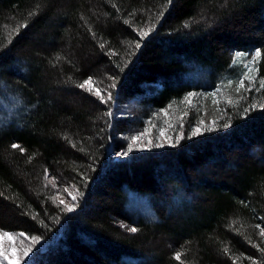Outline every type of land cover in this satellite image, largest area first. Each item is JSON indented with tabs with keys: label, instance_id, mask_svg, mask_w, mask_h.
<instances>
[{
	"label": "trees",
	"instance_id": "1",
	"mask_svg": "<svg viewBox=\"0 0 264 264\" xmlns=\"http://www.w3.org/2000/svg\"><path fill=\"white\" fill-rule=\"evenodd\" d=\"M261 80L264 0H0V232L24 264H264Z\"/></svg>",
	"mask_w": 264,
	"mask_h": 264
},
{
	"label": "snow or ice",
	"instance_id": "2",
	"mask_svg": "<svg viewBox=\"0 0 264 264\" xmlns=\"http://www.w3.org/2000/svg\"><path fill=\"white\" fill-rule=\"evenodd\" d=\"M169 2H170V0H169ZM186 26H187V25H186ZM145 35H146V33H145ZM101 47H103V45H101ZM137 47H139V45H137ZM244 55H245V54H244V53H241V52H237V53H236V56H237L238 58H239V57H243ZM261 55H262V52H261L260 50H257V51L255 52V57H260ZM255 57H254L253 59H255ZM92 85H93L92 78L89 77V78H88L87 80H85L83 83H81L80 85H78V87H80V88H82V89H85V88H86V90H88L89 92H91V91L93 90V89H92ZM260 87H261V88H264V80H261V81H260ZM240 88H244V83H243V81H240V82H239V87L237 88V92H239ZM245 90L247 91L248 89H245ZM95 94H96V95H97L102 101L107 102V101L104 99V96L101 94L100 89L97 88V89L95 90ZM213 95H215V94H213ZM107 99H111V93H108V94H107ZM228 102L231 103V101H228ZM251 107H252V108H255L256 105H252ZM261 107H264V105H262ZM108 115L110 116L111 113H108ZM229 126H230V125H229L228 123H225V124L223 125V127H225V128H227V127H229ZM198 131H199V129L195 130V132H198ZM195 132H194V134H195ZM141 135H143V134H140V135H137V136L133 137V138H132L133 143H135L136 141H138V140L141 138ZM161 135H163V133H161ZM149 142H151V141H149ZM12 147H13V148H17V147H19V146H18V145H13ZM132 150H133L132 145H129L127 151H125L124 153H122V155H128V152H130V151H132ZM70 195H71V193H70ZM72 199L75 200V199H76V196H72ZM60 203L63 204L64 201L61 200ZM67 210H68V211H73V210H74V206H68V207H67ZM257 227L259 228L260 226L258 225ZM129 230L132 231V232H136V231H137L136 228H131V229H129ZM260 232H261V235H264V228H260ZM3 235L6 236L9 240H13V239H14V238H13V235H12L11 233H3ZM24 235H25L24 233H20V236H24ZM31 239L33 240V242H35V240L38 239V238H36V237H32ZM225 251H227V249H225ZM262 251H264V250H262ZM16 252H17V249H16L15 247H13V249H12V254H11V255H8L6 252L3 251L2 248H0V258L7 260V261H8V264H21L20 257L16 255ZM28 252H29V249H24V256H25V257L28 255ZM175 259L179 261V260L181 259V253H177Z\"/></svg>",
	"mask_w": 264,
	"mask_h": 264
},
{
	"label": "rangeland",
	"instance_id": "3",
	"mask_svg": "<svg viewBox=\"0 0 264 264\" xmlns=\"http://www.w3.org/2000/svg\"><path fill=\"white\" fill-rule=\"evenodd\" d=\"M210 19L211 18H207V21L209 22ZM253 58H252V61H253ZM159 136L160 138L166 139V140H168L167 138H169L165 135V133ZM3 233H11L14 239L9 240L6 236L3 235ZM13 247L17 249L16 255L20 257L21 264H24L27 261V258L32 254L33 249H34V244H32V242H29L25 237L20 236V234L18 233L1 231L0 232V248H2L3 251L6 252L8 255H11ZM24 249H29L28 255L26 257L24 256ZM0 264H8V261L0 258Z\"/></svg>",
	"mask_w": 264,
	"mask_h": 264
}]
</instances>
